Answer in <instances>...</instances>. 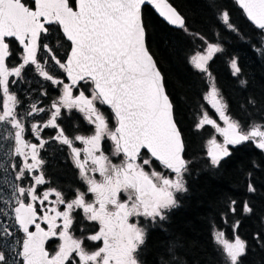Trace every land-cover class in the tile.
<instances>
[{
    "label": "snow or ice",
    "instance_id": "obj_1",
    "mask_svg": "<svg viewBox=\"0 0 264 264\" xmlns=\"http://www.w3.org/2000/svg\"><path fill=\"white\" fill-rule=\"evenodd\" d=\"M236 3L254 25L264 30V0ZM146 6L154 8L170 25L187 31L184 18L167 0H0V264H141L139 252L147 230L132 222V218L143 217L153 225L163 222L178 206L177 195L187 191L184 174L192 161L183 156L185 147L174 119L173 102L146 47ZM221 19L230 31H237L226 10ZM53 25L70 42L66 59L62 62L57 58L49 44H44L43 49L66 74L67 83L50 74L46 69L48 60L38 61L41 37ZM12 40L23 51L19 66L10 68L6 59L12 55ZM206 43V54L197 53L191 60L202 72H208V61L223 51L219 44ZM256 50L264 56V47ZM29 64L35 65L44 79L62 85V90L49 109L34 101L20 113L17 108L21 101L10 89L23 80L22 72ZM231 68L234 76L240 75L236 59L231 60ZM208 75L211 78L210 72ZM246 84L241 81L242 86ZM77 88L81 89L79 95H74L73 89ZM205 98L225 125L220 127L206 113L197 124V128L211 125L223 137L222 143L215 137L208 141L211 166L218 167L223 158L231 155L229 145L253 141L264 151V125L253 124L244 131L238 121L226 114L227 105L214 83ZM249 103L256 102L250 99ZM98 105L111 109L116 121L114 129ZM62 109L80 112L94 127L93 134L76 135L74 140L65 135L57 123ZM47 111L51 116L46 123L31 124L32 136L39 143L26 139V119ZM49 127L57 130L50 139L71 150L87 193L77 189L69 200L55 188L38 190L49 183L43 170L45 161L40 156L49 142L40 133ZM105 137L114 145L113 155L123 156L119 164L102 150ZM75 141L85 147H75ZM155 161L174 175L156 171ZM147 168L153 170L149 172ZM95 173L101 179L97 180ZM248 190L255 191L251 183ZM88 193L92 194L91 201L86 199ZM231 205L235 212L236 201ZM78 209L83 210L86 221L98 225V230L86 236V229L81 230L79 237L73 234L77 220L74 213ZM244 211L251 212L246 202ZM235 227H239V222ZM224 235L217 232L215 240L223 246L225 264H239L246 242L237 235L230 243L223 239ZM51 239L59 240L54 253L46 248ZM88 241L102 242V246L89 251ZM178 247V242L173 241L160 264H181Z\"/></svg>",
    "mask_w": 264,
    "mask_h": 264
},
{
    "label": "trees",
    "instance_id": "obj_2",
    "mask_svg": "<svg viewBox=\"0 0 264 264\" xmlns=\"http://www.w3.org/2000/svg\"><path fill=\"white\" fill-rule=\"evenodd\" d=\"M167 1L184 18L187 31L169 27L146 6V47L173 102L183 156L192 163L184 174L187 191L177 195L178 206L165 221L146 228L139 259L141 264H160L161 256L167 257L166 249L176 241L181 264H225L223 249L215 241V232H222L223 239L234 242L238 235L246 242L239 264H264V152L251 141L229 145L231 155L213 167L203 147L209 132L197 130L193 121L194 110L203 105L202 95L214 83L227 105L226 114L242 128L264 123V56L256 50L264 47V30L253 28L234 0ZM225 10L237 31L223 23ZM57 38L62 59L68 43L60 35ZM206 42L219 44L223 51L215 53L206 65L208 72H202L191 57L207 48ZM232 59L241 69L239 76L232 74ZM241 81L247 84L242 86ZM50 90V96H55L57 88ZM250 99L256 103L250 104ZM249 183L255 191L248 190ZM233 200L235 212L231 211ZM245 202L250 213L244 211Z\"/></svg>",
    "mask_w": 264,
    "mask_h": 264
},
{
    "label": "flooded vegetation",
    "instance_id": "obj_3",
    "mask_svg": "<svg viewBox=\"0 0 264 264\" xmlns=\"http://www.w3.org/2000/svg\"><path fill=\"white\" fill-rule=\"evenodd\" d=\"M57 35L60 34L58 27L56 25L50 26L49 33L47 35H42L40 40V48L38 49V61L43 63L45 60H48L46 65V69L50 72V74L54 75L55 77L64 80L66 83L68 82L64 76L63 70H61L50 58L47 52L44 51L43 45L49 44L50 47L53 49L54 54L57 58L61 59L62 55V47L58 43ZM63 39V37H62ZM65 41V40H64ZM68 47L65 51V55L61 59L64 61L66 56V52L68 51ZM12 55L10 58L6 59V64L8 67H15L19 66L21 61V54L22 48L19 44L12 40V47H11ZM61 73V76H57ZM23 80H20L17 84L11 86V91L16 93L18 99L21 101V104L18 106L17 111L23 113L25 110L28 109L29 105L32 104L34 101L38 102L39 107H44L46 109L50 108V105L53 100L58 99L61 95L62 85L57 86L44 79L40 76L39 72L37 71L35 65L29 64L25 67L22 72ZM10 80L17 79L16 77H10ZM57 88V93L55 96H50V89ZM81 89H73L74 95H79V91ZM211 90V88H210ZM47 93V95H43V93ZM90 95V92L86 93ZM204 93L202 95L203 105L197 107L195 112L194 118V126L196 127L198 124V117L206 113L209 118L213 119L220 127H224V122L220 119L219 114L216 112V109L213 107L212 103L208 100L206 102ZM219 95V94H218ZM2 91H0V110H2ZM220 97V96H219ZM101 111L105 114L110 128L113 129V125L115 123V119L112 116L110 110H108L104 105H98ZM62 115L58 118L57 123L58 125L63 128L65 135H67L70 139L75 138L76 135H91L94 132V127L89 125L87 121L84 119L83 115L78 112L76 109H72L71 112L67 109H62ZM51 112L47 111L43 114L35 115L33 117H29L26 119L25 123L27 125L26 131V139L31 140L32 142L39 143L31 133V124L38 123L39 125H43L47 122L50 118ZM197 128V127H196ZM199 131L209 132V136L204 140L203 143H208L210 139L215 137L217 140H221L223 142V137L215 131V129L211 125H204L201 128H197ZM212 133V135H211ZM57 134V130L54 128H44L43 131L40 133V136L44 139L49 141L44 149L41 150L40 156L45 161L43 165V170L45 173V179L49 182L43 186H41L38 190L42 192L46 188H55L57 190H61L66 194L67 199H72L75 195L77 189L84 191L87 193V185L84 181L80 178L79 170L76 168L73 157L71 155V150L66 145H62L55 140H51L50 138ZM211 136V137H210ZM221 137V138H219ZM102 150L104 151L105 155L109 156L113 163L119 164L121 160H123V156H114L113 155V143L110 139L105 137L102 142ZM254 144V143H253ZM255 145V144H254ZM74 146L83 149L85 146L79 142L75 141ZM204 147V144H203ZM208 148V147H207ZM205 154L207 149L205 150ZM207 157V155H206ZM209 159V157H207ZM81 159H83V153L81 154ZM210 160V159H209ZM154 169L159 172H163L165 175L173 176L174 174L169 173L166 169L159 166L156 162H154ZM152 168H147L146 171L151 172ZM36 174H39L37 172ZM97 180L101 179L99 173L94 174ZM27 183V181H26ZM123 195V194H122ZM126 199V196H123ZM50 199H54L51 197ZM86 199L91 201L93 199L92 194L88 193ZM61 210L63 208L61 207ZM74 216L77 217V220L74 221V228L73 234L77 237L81 235V230L86 229L84 231V235L86 236L91 231L98 230V225L95 222L86 221L84 219V213L82 209L76 210ZM132 222H138L142 227L145 229L151 227V222L145 220L143 217L139 218H132ZM46 228V225H42ZM34 230V229H32ZM59 244V240L51 239L46 242V248L49 252L54 253L57 245ZM88 250L94 251L98 246H102V242H87Z\"/></svg>",
    "mask_w": 264,
    "mask_h": 264
},
{
    "label": "water",
    "instance_id": "obj_4",
    "mask_svg": "<svg viewBox=\"0 0 264 264\" xmlns=\"http://www.w3.org/2000/svg\"><path fill=\"white\" fill-rule=\"evenodd\" d=\"M168 2V1H167ZM169 3V2H168ZM234 3H235V5L240 9V11H241V13L243 14V16H244V18H245V20L253 27V28H255V29H257V30H261V29H259L256 25H254L248 18H247V16H246V14L243 12V10L239 7V5L236 3V0H234ZM162 22H164L166 25H168L169 27H172V28H175V29H179V27H177V26H174V25H170L166 20H164V18L163 17H160L159 16V14L155 11V9L154 8H152L151 6H147ZM58 27V26H57ZM58 30H59V27H58ZM59 32H60V34L62 35V37H63V33L59 30ZM63 39L65 40V38L63 37ZM66 41V40H65ZM68 44H69V48H70V42H68V41H66ZM21 47V46H20ZM22 48V47H21ZM69 48H68V50H69ZM66 59V56H65V58H64V60ZM64 76H65V78H66V80H67V76H66V74L64 73ZM68 81V80H67ZM108 110H110V112H111V114H112V116L114 117V115H113V113H112V111H111V109L108 107V106H106V105H104ZM115 119V118H114ZM115 126H116V121H115V123H114V125H113V129L115 128ZM209 147V146H208ZM207 152H208V148H207V151H206V155H207ZM207 157H208V155H207ZM159 166H161L160 164H159V162L158 161H155ZM161 167H163V166H161Z\"/></svg>",
    "mask_w": 264,
    "mask_h": 264
},
{
    "label": "rangeland",
    "instance_id": "obj_5",
    "mask_svg": "<svg viewBox=\"0 0 264 264\" xmlns=\"http://www.w3.org/2000/svg\"><path fill=\"white\" fill-rule=\"evenodd\" d=\"M263 36H264V34H263ZM206 49L207 48H204L202 51H198V52H195L194 54H193V56H195L197 53H200L201 55H204V54H206ZM192 56V57H193ZM192 57H191V60H192ZM194 66V65H193ZM212 86H210L209 85V87H208V90L205 92L206 94H205V97L207 96V94H208V92L210 91V88H211ZM208 101V99H206V102ZM202 117H203V115H200L199 117H198V122L202 119ZM261 125H264V123H262ZM197 127V126H196ZM252 126H249V127H247V128H243V130L244 131H248V130H250V128H251ZM261 130L262 131H264V127H261ZM211 135H212V133H211ZM211 137V136H210ZM219 138H221V137H219ZM257 139H259V138H257ZM218 142H220V143H222L221 142V140H217ZM252 143H254L253 141H251ZM255 144V143H254ZM209 145H208V143H204V149L206 150L207 149V147H208ZM264 152V151H263ZM217 232H215V234H216ZM216 241V240H215ZM230 243H231V241H229ZM222 249H223V246L222 245H219Z\"/></svg>",
    "mask_w": 264,
    "mask_h": 264
}]
</instances>
